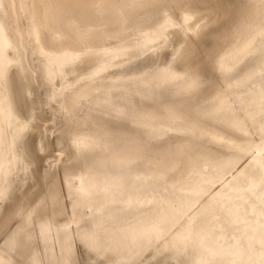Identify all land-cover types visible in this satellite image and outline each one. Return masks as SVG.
<instances>
[{
    "label": "bare ground",
    "instance_id": "obj_1",
    "mask_svg": "<svg viewBox=\"0 0 264 264\" xmlns=\"http://www.w3.org/2000/svg\"><path fill=\"white\" fill-rule=\"evenodd\" d=\"M0 25V264H264V0H0Z\"/></svg>",
    "mask_w": 264,
    "mask_h": 264
},
{
    "label": "snow or ice",
    "instance_id": "obj_2",
    "mask_svg": "<svg viewBox=\"0 0 264 264\" xmlns=\"http://www.w3.org/2000/svg\"><path fill=\"white\" fill-rule=\"evenodd\" d=\"M185 19H187V17H185ZM261 36V45L260 47L262 49H264V30H262V32L260 33ZM256 43V39L255 37L250 38L244 45V47L242 49H240V54H254V53H250L249 49H251L253 47V45ZM8 45V41H7V37L4 35V31H3V26L0 25V52H2L3 47ZM99 55V53H97ZM260 67L262 68V70H264V56L261 57V61H260ZM171 79V77L168 74H161V80H163L164 82H168V80ZM188 89H185L184 91H187ZM165 111L169 112V114H171L172 109L171 107H167L165 109ZM173 119H175V117H172ZM21 127H27V125H22ZM70 147L72 148H76L79 149L80 148V138L78 136H70ZM98 141L93 140L92 141V145L95 146V144H97ZM58 156H61V153H57ZM3 193H0V196H2Z\"/></svg>",
    "mask_w": 264,
    "mask_h": 264
}]
</instances>
